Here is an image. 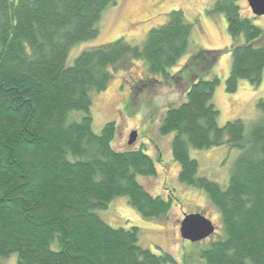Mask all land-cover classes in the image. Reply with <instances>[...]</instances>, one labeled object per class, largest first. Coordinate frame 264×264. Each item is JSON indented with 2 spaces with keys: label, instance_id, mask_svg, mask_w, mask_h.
<instances>
[{
  "label": "trees",
  "instance_id": "16d2710c",
  "mask_svg": "<svg viewBox=\"0 0 264 264\" xmlns=\"http://www.w3.org/2000/svg\"><path fill=\"white\" fill-rule=\"evenodd\" d=\"M236 1L217 0L210 10L225 15L233 41L228 92L238 79L259 85L264 71V30L240 15ZM111 5L116 0H0V259L14 253L16 264H179L169 252L142 247L136 226L103 219L117 197L143 218H166L173 195L148 192L138 178L156 175L153 157L140 147L115 148L114 121L95 133L91 105L129 60L144 63L146 81L173 79L193 24L171 10L140 44L120 36L71 59L76 44L98 36ZM221 52L190 57L185 98L165 109L158 133L172 134L178 182L202 190L219 214V236L207 238L196 264H264V101L249 126L239 118L217 124L211 99L219 79L205 75ZM223 145L240 151L226 186L200 176L190 155Z\"/></svg>",
  "mask_w": 264,
  "mask_h": 264
},
{
  "label": "rangeland",
  "instance_id": "374dc122",
  "mask_svg": "<svg viewBox=\"0 0 264 264\" xmlns=\"http://www.w3.org/2000/svg\"><path fill=\"white\" fill-rule=\"evenodd\" d=\"M217 0H116V5L106 7L99 20V34L94 40L80 42L70 53L73 59L82 49L111 42L123 36L131 44H140L149 29L165 22L171 10H182L184 18L193 24L187 53L170 70L171 80L159 83L146 81L144 63L127 61L117 65V70L105 90L92 97V129L99 133L108 121L117 126L113 146L117 149L143 148L153 157L156 175L140 177L139 182L152 195L173 200L166 218L148 219L139 215L126 198H114L107 209L102 210L103 219L112 227L139 229L138 243L152 253L169 252L179 264H196L198 254L207 247V240L219 236L220 218L206 194L199 189L178 182V165L171 155L172 134L160 135L158 125L169 105H178L184 100L182 86L186 73H182L191 56L198 51L222 50L218 60L205 78L218 77L211 102L219 111L217 124L239 118L250 123L260 117L262 111L257 102L264 101V71L262 81L255 86L246 79H238L235 92L225 88L230 73L233 43L228 35L226 18L221 12L210 11ZM242 17H249L253 24L264 30V16H254L246 0H237ZM243 43V37L237 39ZM155 78V77H154ZM158 80L159 78L156 77ZM145 82H138V80ZM136 83V84H134ZM133 84V85H132ZM138 85L135 93L131 87ZM137 131L135 144L127 145L129 133ZM239 150L227 145L207 149H191L190 155L199 164V175L226 186ZM159 155V156H158ZM175 198V199H174ZM199 212L212 221L214 233L199 242L183 240L179 234L180 221L184 214ZM211 237V238H212ZM217 238V237H216ZM0 264H16V254L0 259Z\"/></svg>",
  "mask_w": 264,
  "mask_h": 264
},
{
  "label": "water",
  "instance_id": "95a60500",
  "mask_svg": "<svg viewBox=\"0 0 264 264\" xmlns=\"http://www.w3.org/2000/svg\"><path fill=\"white\" fill-rule=\"evenodd\" d=\"M254 16H264V0H246ZM137 131L129 133L127 145L135 143ZM215 230V226L210 219L199 212L185 214L180 221L179 234L183 240L190 242H199L210 237Z\"/></svg>",
  "mask_w": 264,
  "mask_h": 264
},
{
  "label": "flooded vegetation",
  "instance_id": "af4514ba",
  "mask_svg": "<svg viewBox=\"0 0 264 264\" xmlns=\"http://www.w3.org/2000/svg\"><path fill=\"white\" fill-rule=\"evenodd\" d=\"M134 144H135V143H134ZM131 146H132V145H131ZM184 215H185V214H184ZM184 215H183V216H184Z\"/></svg>",
  "mask_w": 264,
  "mask_h": 264
}]
</instances>
